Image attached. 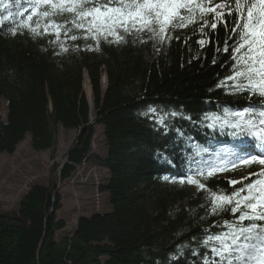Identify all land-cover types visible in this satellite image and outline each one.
I'll return each mask as SVG.
<instances>
[{
	"label": "trees",
	"instance_id": "1",
	"mask_svg": "<svg viewBox=\"0 0 264 264\" xmlns=\"http://www.w3.org/2000/svg\"><path fill=\"white\" fill-rule=\"evenodd\" d=\"M202 2L235 7V0ZM21 5L0 23V110L6 102L0 154L12 155L26 136L32 150L54 152L59 126L77 130L64 163L52 164L50 172L60 185L82 163L104 168L107 176L98 190L110 210L79 217L70 234L57 238L65 228L58 217L61 195L55 182L33 184L15 211L0 210V264H206L218 259L210 251L216 242L205 247L204 241L229 231L226 225L238 223L239 213L213 214L212 194L238 190L250 182L247 173L264 167L243 164L233 155L264 158L251 138L260 133L259 117H252L256 127L251 132L235 127L244 124L235 112L258 113L264 107L251 90L234 86L239 80L228 79L234 74L231 46L238 39L230 32L235 17L226 16L225 27L212 13L201 19L197 11L194 22L175 29L169 25L163 41L147 31L137 39L119 30L125 42L110 43L114 37L97 41L71 24V33L57 38L55 29L45 31L46 24H63L72 14L53 16L55 9L41 6L37 12L47 10L49 16L33 15L29 22L31 0ZM8 11L0 7V17ZM19 13L25 14L23 26ZM71 35L79 38L72 41ZM98 126L106 148L102 156L91 154ZM197 169L204 173L198 177L204 189L186 182ZM235 171L245 178L234 189L225 177Z\"/></svg>",
	"mask_w": 264,
	"mask_h": 264
},
{
	"label": "snow or ice",
	"instance_id": "2",
	"mask_svg": "<svg viewBox=\"0 0 264 264\" xmlns=\"http://www.w3.org/2000/svg\"><path fill=\"white\" fill-rule=\"evenodd\" d=\"M111 4L112 0H108V3L104 5H96L91 0H31L32 14L27 16V21H32L33 15L37 14L48 17L49 11L44 10L38 13L37 10L41 6L50 7L56 10L52 13L53 16H59L63 12L72 14L71 20L65 19L63 24L54 20L46 24L45 31L49 28L55 29L52 34L57 38L62 34L68 36L74 27L91 34L97 41L100 36H104L106 39L114 37L113 40H109L110 43H122L125 42V37L119 30L125 34L135 33L137 39H139V33L147 31L153 37L159 36L163 41L169 25L173 29L184 27L187 23L194 22V13L197 11L201 19H204L206 14L212 13L215 21H222L225 27L229 23L225 17L234 16L235 19L232 21L234 26L230 32L238 39L231 46L234 74L228 79L239 80L240 82L234 86L241 91L251 90L259 97L258 103L264 106V0H250V2L235 0L234 9L225 3L211 6V4L203 3L202 0L200 2L197 0H116V6H109ZM21 6V0H14V4H6L4 0H0V7L9 9L7 16L0 17V23L14 16L10 10L12 7L19 9ZM19 15L21 16L20 24L23 26L25 14L19 13ZM68 24L72 27H67ZM205 24H208L206 19ZM27 26L36 33V29L31 28L30 24ZM217 26V22L210 24L212 29H216ZM62 28L65 29L63 33ZM15 32L16 30L13 29L14 34ZM201 32L203 33V28ZM87 34L83 37L85 40L89 38ZM70 38L76 41L79 37L71 35ZM198 42L202 45L205 43L204 40ZM63 50L67 51L66 48ZM224 51H229L227 45ZM244 80L247 81V85ZM250 112L251 115H249ZM227 115L226 113L225 117ZM233 115L244 120L243 125L238 123L235 127H248L249 132L256 127V121L252 117L258 116L261 126L259 134L261 139H264V107L258 113L244 109ZM213 119H222V117H213ZM225 122L230 121L225 119ZM233 155L243 164L258 163L264 166V158L256 155L244 157ZM203 174L201 169H197L196 175L188 176L186 182L204 189L205 185L198 178ZM207 174L211 176L213 172L209 171ZM253 176L256 177L255 180H252ZM164 179L169 178L165 176ZM246 179L250 182L230 194H212L210 202L213 214L227 211L233 216L239 213V216L238 223L226 225L229 231L209 235L204 241L205 247L212 242L218 245L210 249L218 259L208 261L206 264H253V262L264 264V167L257 173L249 174ZM180 182L184 183L185 178L182 177ZM238 183L242 182L230 181L234 189ZM245 221L247 223H244Z\"/></svg>",
	"mask_w": 264,
	"mask_h": 264
},
{
	"label": "rangeland",
	"instance_id": "3",
	"mask_svg": "<svg viewBox=\"0 0 264 264\" xmlns=\"http://www.w3.org/2000/svg\"><path fill=\"white\" fill-rule=\"evenodd\" d=\"M101 83L105 84L104 75ZM83 90L85 89L83 88ZM84 94L89 100V83L88 92L84 91ZM5 105L6 102L2 100L1 119L5 115ZM77 134V130H66L59 126L54 152L32 150L29 136H26L12 155L0 154V210L3 212L15 211L20 198L31 185H48L55 182L56 191H59L61 195L62 205L61 210L58 211V217L65 222V228L57 234V238L64 233L70 234L79 217L89 216L94 211H109L110 206L106 202V195L98 190L100 182L107 176V170L104 168L94 162L82 163L75 169L72 176L60 185L58 176L56 175L54 179L50 172L52 164L64 163L67 151L74 144ZM105 149L102 128L98 126L92 138L91 154L102 156ZM238 173L235 171L234 175H227L225 178L230 181H240L250 174L242 177Z\"/></svg>",
	"mask_w": 264,
	"mask_h": 264
},
{
	"label": "bare ground",
	"instance_id": "4",
	"mask_svg": "<svg viewBox=\"0 0 264 264\" xmlns=\"http://www.w3.org/2000/svg\"><path fill=\"white\" fill-rule=\"evenodd\" d=\"M86 78V77H85ZM84 78V80H83V84H82V86H83V88L85 89L84 91H86V92H88V81H87V79H85ZM247 174H249V173H247ZM246 174V175H247ZM242 177H244V176H242Z\"/></svg>",
	"mask_w": 264,
	"mask_h": 264
}]
</instances>
